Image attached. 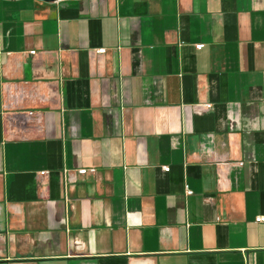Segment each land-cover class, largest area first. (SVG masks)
I'll return each mask as SVG.
<instances>
[{
	"label": "crops",
	"instance_id": "0c3cea01",
	"mask_svg": "<svg viewBox=\"0 0 264 264\" xmlns=\"http://www.w3.org/2000/svg\"><path fill=\"white\" fill-rule=\"evenodd\" d=\"M260 215L264 0H0V264H264Z\"/></svg>",
	"mask_w": 264,
	"mask_h": 264
},
{
	"label": "built area",
	"instance_id": "2783aa9c",
	"mask_svg": "<svg viewBox=\"0 0 264 264\" xmlns=\"http://www.w3.org/2000/svg\"><path fill=\"white\" fill-rule=\"evenodd\" d=\"M203 45L202 44H197L196 47L200 49ZM106 51L105 48L98 49L99 53H104ZM31 53L35 54V51H31ZM165 170H169L168 166H164ZM47 172V171H44ZM79 174H89V173H96V167H81L78 169ZM65 177L66 179H71L70 178V171L65 170ZM193 191L190 189H187V193L191 194ZM257 221H264V216L260 215L257 217Z\"/></svg>",
	"mask_w": 264,
	"mask_h": 264
}]
</instances>
